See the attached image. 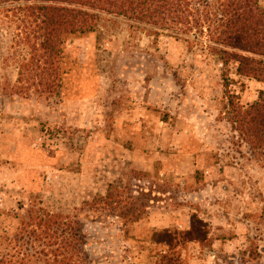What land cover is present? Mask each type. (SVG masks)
<instances>
[{
  "label": "rangeland",
  "instance_id": "rangeland-1",
  "mask_svg": "<svg viewBox=\"0 0 264 264\" xmlns=\"http://www.w3.org/2000/svg\"><path fill=\"white\" fill-rule=\"evenodd\" d=\"M31 4L0 0V264H264V147L236 123L264 83L213 53L220 2L181 38L100 13L52 94L19 90ZM194 215L205 243L159 236Z\"/></svg>",
  "mask_w": 264,
  "mask_h": 264
},
{
  "label": "trees",
  "instance_id": "trees-1",
  "mask_svg": "<svg viewBox=\"0 0 264 264\" xmlns=\"http://www.w3.org/2000/svg\"><path fill=\"white\" fill-rule=\"evenodd\" d=\"M20 1V0H19ZM35 4L26 10L38 26L37 42L29 46L31 57L20 67L19 90L35 87L38 93L52 94L61 82L63 46L67 39L95 31L100 13L128 18L153 28L152 33H170L176 38L189 35L209 16L201 18L193 8L194 0H28ZM193 1V2H192ZM215 14L219 30L213 53L225 65H238L241 77L264 83V8L258 0H218ZM199 15V16H197ZM236 123L253 147H264V91L249 108L236 110ZM171 247L179 240L205 243V223L196 215L191 228L182 233L166 230L163 234Z\"/></svg>",
  "mask_w": 264,
  "mask_h": 264
}]
</instances>
